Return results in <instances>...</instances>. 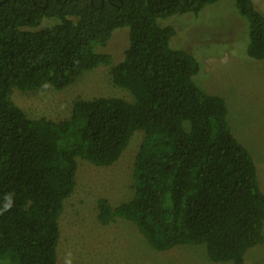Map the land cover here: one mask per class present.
Returning <instances> with one entry per match:
<instances>
[{
    "label": "trees",
    "instance_id": "obj_1",
    "mask_svg": "<svg viewBox=\"0 0 264 264\" xmlns=\"http://www.w3.org/2000/svg\"><path fill=\"white\" fill-rule=\"evenodd\" d=\"M217 1L0 0V264H56L76 158L108 167L136 133L133 197L117 206L99 198L101 225L128 220L156 251L204 245L211 261L231 264L263 242L254 161L227 124L224 100L192 80L197 61L171 48L174 29L157 24ZM234 4L247 24V55L264 59V16L252 0ZM122 28L128 46L113 63L94 47ZM98 66L130 102L78 99L53 121L30 119L12 100L13 88L62 91Z\"/></svg>",
    "mask_w": 264,
    "mask_h": 264
},
{
    "label": "rangeland",
    "instance_id": "obj_2",
    "mask_svg": "<svg viewBox=\"0 0 264 264\" xmlns=\"http://www.w3.org/2000/svg\"><path fill=\"white\" fill-rule=\"evenodd\" d=\"M264 16V0H252ZM55 22V21H54ZM51 22L46 21L44 25ZM160 27H172L169 44L194 57L199 65L192 77L203 92L219 96L226 105V121L233 136L251 155L256 179L264 194V59L247 55L248 28L237 12L234 0H218L197 15L174 14L157 20ZM128 28L116 30L105 47L113 63L122 60L128 46ZM107 66L83 72L62 91L45 86L36 91L12 89V100L30 119L61 120L70 115L75 100L97 97L131 101L129 91L115 87ZM132 97V98H131ZM136 133L120 158L108 167L95 166L76 158L75 188L63 202L58 225L60 239L56 264H231L211 261L204 245H186L159 252L124 219L101 225L97 221V200L106 198L112 206L133 197V164L141 141ZM243 264H264L263 242L248 249Z\"/></svg>",
    "mask_w": 264,
    "mask_h": 264
}]
</instances>
